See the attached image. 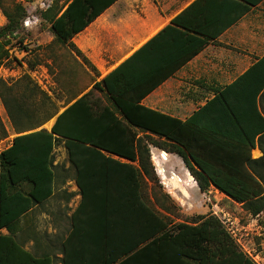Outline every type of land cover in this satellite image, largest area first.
I'll return each instance as SVG.
<instances>
[{"label": "trees", "instance_id": "16d2710c", "mask_svg": "<svg viewBox=\"0 0 264 264\" xmlns=\"http://www.w3.org/2000/svg\"><path fill=\"white\" fill-rule=\"evenodd\" d=\"M116 1L68 0L42 13L61 50L58 55L53 51L61 78L69 69L70 101L62 112L29 128L23 123L31 122L24 105L10 107L18 135L0 152V264H256L217 216L174 222L159 210H169L167 202L174 206L176 201L164 190L149 142L183 156L202 192L214 187L252 215L264 213V56L204 110L181 121L141 101L209 41L182 30L177 17L97 81L99 72L73 38ZM246 1L255 5L261 0ZM4 12L8 23L0 38L19 31L25 16ZM10 42L0 41V68L10 56L4 49ZM95 90L106 92L116 108L94 98ZM231 91L237 92L233 99L227 96ZM221 101L226 104L224 125L201 127L203 111ZM54 116L51 129L38 128ZM133 126L144 133L138 136ZM59 144L67 149L81 194L60 259L52 252L57 245L42 246L36 226L21 232L23 216L54 195ZM256 147L263 151L260 158L252 156ZM20 233L35 239L34 251L17 238Z\"/></svg>", "mask_w": 264, "mask_h": 264}, {"label": "crops", "instance_id": "0c3cea01", "mask_svg": "<svg viewBox=\"0 0 264 264\" xmlns=\"http://www.w3.org/2000/svg\"><path fill=\"white\" fill-rule=\"evenodd\" d=\"M246 7L249 9L246 10ZM177 17H181L182 30L209 42L196 56L147 94L141 104L186 121L204 110L264 56V0L255 5L246 0H117L83 31L75 35L73 41L95 65L99 72L97 81H101L172 24ZM235 94L236 91H231L227 96L233 99ZM94 98H101L103 105L116 108L106 92L95 90ZM225 113V102H218L203 111L200 118L201 127L221 128L224 125L222 120L225 119ZM133 127L138 129V136L144 133L140 132L139 127ZM151 135L155 140L179 145L165 137L153 133ZM149 145L159 175L165 177L167 172L171 175L174 172L186 187L189 186L192 191L196 189L201 191L183 156L168 151L155 142H149ZM252 156L260 158L263 151L256 147L252 150ZM113 157L128 161L116 155ZM54 165L57 172L54 195L45 203L36 205L29 215L23 216L21 231L36 226L40 232L42 246L50 248L55 247V241L40 230V223L47 222L48 225H53L62 221L68 225L70 223L71 228V216L81 201L80 189L75 180V169L71 167V162L63 166L55 159ZM69 184H73L71 188L68 187ZM213 191L221 193L214 187L208 190L210 193ZM201 193L204 195L206 192ZM76 196L78 199H75ZM2 233L8 234L9 231L2 229ZM17 238L26 241L24 247L27 250L34 251L28 246L31 243L35 249L33 237L20 233ZM59 239L57 237L56 240ZM52 252L56 253L58 259L63 257L59 249L53 248ZM58 261V264H61L60 260Z\"/></svg>", "mask_w": 264, "mask_h": 264}, {"label": "rangeland", "instance_id": "374dc122", "mask_svg": "<svg viewBox=\"0 0 264 264\" xmlns=\"http://www.w3.org/2000/svg\"><path fill=\"white\" fill-rule=\"evenodd\" d=\"M66 1L68 0H0V30L8 23L4 11L25 15L21 20L19 31L0 38V41L5 39L11 41L4 45L10 56L4 58L3 66L0 68V152L18 135L10 107L15 109L16 104L24 105L30 112L31 122L23 123L30 124L26 127L29 128L39 124L46 115L63 111L70 101L69 69L64 73L65 77L61 78L62 70L60 72L58 60L55 63L56 54L54 55L53 52L56 49L58 55L61 50L48 21L42 17L44 11L52 6L60 7ZM66 64H68L67 59L65 67ZM55 118L56 116L52 117L38 128L51 129ZM55 155L59 165H69L67 150L63 144L57 146ZM156 169H158L157 164ZM166 174L165 177L160 175L161 182L164 190L170 192L176 202L174 206L170 201L167 202L170 206L169 210L164 207L159 209L163 214L174 222L191 221V216L215 215L230 231L240 248L253 258L256 264H264V213L252 215L243 204L219 192L210 193L207 190L203 195L200 190L192 191L186 185L182 189L176 180L167 179L171 177L169 172ZM72 185L69 184L68 187L71 188ZM158 193L163 194V189H160V192L158 190ZM161 198L164 199L163 196ZM75 199L78 197L76 196ZM164 204H166L165 200ZM222 219H230L232 223L225 224ZM39 228L55 241L56 250L58 248L60 250L62 239L67 235L70 223L68 225L61 221L60 224L48 225L47 222H41ZM57 237L60 238L58 241ZM28 246L34 250L33 244L29 243Z\"/></svg>", "mask_w": 264, "mask_h": 264}, {"label": "water", "instance_id": "95a60500", "mask_svg": "<svg viewBox=\"0 0 264 264\" xmlns=\"http://www.w3.org/2000/svg\"><path fill=\"white\" fill-rule=\"evenodd\" d=\"M62 112V111H61ZM56 118H57V116H56ZM56 118H55V121H56ZM54 121V122H55ZM52 128V127H51ZM167 179H174V180H176L177 182H178V184L180 185V187L182 188V189H184L185 188V186H184V184H183V182H182V180H181V178L179 177V176H177L174 172H172V175H171V177L170 178H168L167 177ZM172 180H170V181H172Z\"/></svg>", "mask_w": 264, "mask_h": 264}, {"label": "built area", "instance_id": "2783aa9c", "mask_svg": "<svg viewBox=\"0 0 264 264\" xmlns=\"http://www.w3.org/2000/svg\"><path fill=\"white\" fill-rule=\"evenodd\" d=\"M222 220H223V222H224L225 224H226L227 222L232 223L230 219H228V220L222 219ZM229 232H230V231H229Z\"/></svg>", "mask_w": 264, "mask_h": 264}, {"label": "bare ground", "instance_id": "6f19581e", "mask_svg": "<svg viewBox=\"0 0 264 264\" xmlns=\"http://www.w3.org/2000/svg\"><path fill=\"white\" fill-rule=\"evenodd\" d=\"M52 127V126H51ZM166 154L164 153V156H165ZM162 171H164V169L162 168Z\"/></svg>", "mask_w": 264, "mask_h": 264}]
</instances>
